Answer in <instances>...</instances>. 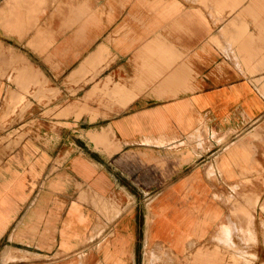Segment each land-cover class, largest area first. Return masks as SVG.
<instances>
[{
  "label": "crops",
  "instance_id": "0c3cea01",
  "mask_svg": "<svg viewBox=\"0 0 264 264\" xmlns=\"http://www.w3.org/2000/svg\"><path fill=\"white\" fill-rule=\"evenodd\" d=\"M28 19L0 34V123L23 135L0 159L2 264H90L103 204L120 221L98 258L122 264L143 202L144 264H177L227 217L218 189L248 220L264 206V0H57Z\"/></svg>",
  "mask_w": 264,
  "mask_h": 264
},
{
  "label": "rangeland",
  "instance_id": "374dc122",
  "mask_svg": "<svg viewBox=\"0 0 264 264\" xmlns=\"http://www.w3.org/2000/svg\"><path fill=\"white\" fill-rule=\"evenodd\" d=\"M56 2L57 0H0V34L2 31H4L6 35H12L10 33L18 34V30H26V33L30 32L33 28H28V17H30L34 6L41 5L47 9ZM25 111L26 108L21 109L19 115H23ZM15 112L14 110L13 113L18 115V112ZM16 126L17 125L0 123V159L5 150L13 149L23 137V135H18L17 130L12 129L16 128ZM10 129H12V131H10ZM15 134H17V136ZM203 137V141L206 142L202 141L203 148H206L208 145L210 146L211 143L208 139V133L205 132ZM214 139H219L218 135H215ZM194 143L196 144L195 147H197V142L195 141ZM198 163H200L199 159L196 164ZM156 190L157 189H155V191ZM227 191L230 193L228 188L224 187L218 189L219 194H224L226 196L224 199L222 198L223 201L229 204L227 217L216 219L217 223L213 229V234L208 237L203 236L197 238V244L193 247L197 249V264H264V212L260 209V207L264 209V206L262 204L256 206L257 198L254 201L250 200L249 212L247 214H250L249 218L251 219L248 220L246 219V211L242 210L243 206L240 205L241 199L239 197H232L233 199L230 197L228 198L226 194L228 193ZM141 197L142 196H140V198ZM102 207L104 209L101 210L99 208L100 216L88 238L89 248L95 249L98 253L105 249L106 244L113 243V238L117 236L116 230L118 227L116 226L120 221L118 219L114 220V218L120 214L119 209L114 208L112 204L109 205V208H107V204H103ZM238 207L240 210H238ZM138 209L141 211L137 215V230L134 237V243L137 249L131 254L128 252L118 253L121 259H116L122 260V264H144V257L147 252L145 240L146 221L145 218H143L148 210L146 208V202L139 204ZM239 220H241V224L245 226V229L241 230ZM174 222L178 223V219H174ZM222 223L227 225L229 231L223 229L220 231L218 230ZM153 245L149 244L148 246L152 247ZM195 250L192 251V253H194L191 256L192 259L188 256V252H186L180 258H177V264H196L194 263ZM214 251H217V254L222 257L221 260H217L216 262L213 255ZM97 252L94 260H92L90 264H108V259L106 262L101 261L106 258H98ZM79 255L80 257L79 259L77 258V260L81 262L85 257L82 253H79ZM168 255V253H161L158 257L160 259L170 260L171 257ZM232 257L239 259L234 261ZM28 259L29 257L24 255V253L14 251L10 253L6 252L2 261L4 264H30L31 262H25ZM0 264H2L1 261Z\"/></svg>",
  "mask_w": 264,
  "mask_h": 264
},
{
  "label": "bare ground",
  "instance_id": "6f19581e",
  "mask_svg": "<svg viewBox=\"0 0 264 264\" xmlns=\"http://www.w3.org/2000/svg\"><path fill=\"white\" fill-rule=\"evenodd\" d=\"M241 217V216H240ZM234 244V243H233ZM195 245V244H194ZM159 248V247H158ZM188 250H189V248H188ZM155 252V251H154ZM155 255V254H154ZM165 256H167V255H165ZM169 256V255H168ZM172 259V258H171ZM168 260V259H167Z\"/></svg>",
  "mask_w": 264,
  "mask_h": 264
}]
</instances>
